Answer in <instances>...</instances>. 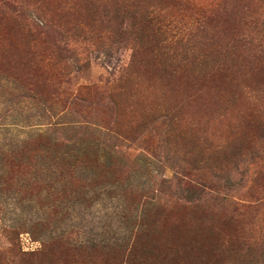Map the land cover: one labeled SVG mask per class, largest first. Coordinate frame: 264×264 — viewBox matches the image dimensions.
Returning <instances> with one entry per match:
<instances>
[{
	"label": "rangeland",
	"instance_id": "374dc122",
	"mask_svg": "<svg viewBox=\"0 0 264 264\" xmlns=\"http://www.w3.org/2000/svg\"><path fill=\"white\" fill-rule=\"evenodd\" d=\"M262 244L264 0H0V264Z\"/></svg>",
	"mask_w": 264,
	"mask_h": 264
},
{
	"label": "trees",
	"instance_id": "16d2710c",
	"mask_svg": "<svg viewBox=\"0 0 264 264\" xmlns=\"http://www.w3.org/2000/svg\"><path fill=\"white\" fill-rule=\"evenodd\" d=\"M171 122H173V120H171ZM239 163H241V160L239 161ZM240 166H238L239 168ZM243 167H240V169ZM246 171L244 170H240L238 171L239 174H244ZM241 181V179L239 180ZM253 245L249 244L247 241L243 242V248L245 250H248V252L251 251V249L253 250L254 247H252ZM261 250V254H257L256 252H252V254L250 253V257L251 259L247 260V263L245 264H264V244H262L260 246ZM240 261V260H239Z\"/></svg>",
	"mask_w": 264,
	"mask_h": 264
}]
</instances>
